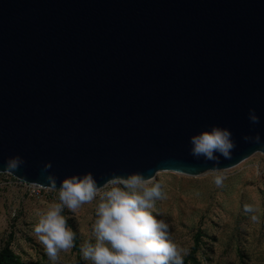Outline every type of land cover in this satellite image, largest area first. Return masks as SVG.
I'll return each instance as SVG.
<instances>
[{"label": "water", "instance_id": "95a60500", "mask_svg": "<svg viewBox=\"0 0 264 264\" xmlns=\"http://www.w3.org/2000/svg\"><path fill=\"white\" fill-rule=\"evenodd\" d=\"M214 124L236 144L218 164L190 153ZM256 152L264 0H0V173L50 188L51 162L57 186L87 171L103 184L228 169ZM15 154L24 164L4 171Z\"/></svg>", "mask_w": 264, "mask_h": 264}, {"label": "rangeland", "instance_id": "374dc122", "mask_svg": "<svg viewBox=\"0 0 264 264\" xmlns=\"http://www.w3.org/2000/svg\"><path fill=\"white\" fill-rule=\"evenodd\" d=\"M222 173L217 187L212 174ZM166 199L157 201L176 244L188 249L184 264H264V153L256 152L239 164L197 175L159 171ZM59 190L31 196L8 173H0V251L9 246L24 264H53L33 233L36 213L58 202ZM254 204L256 221L243 211ZM95 201L76 213L64 210L78 246L58 253L56 264H88L79 252L91 236Z\"/></svg>", "mask_w": 264, "mask_h": 264}, {"label": "clouds", "instance_id": "9594fccd", "mask_svg": "<svg viewBox=\"0 0 264 264\" xmlns=\"http://www.w3.org/2000/svg\"><path fill=\"white\" fill-rule=\"evenodd\" d=\"M249 121L259 123L255 109H249ZM245 141L261 142L259 133L245 135ZM190 153L218 164L220 158L230 159L235 141L226 126L212 125L189 138ZM24 158L15 154L6 158L3 170L15 173L24 164ZM52 163L44 164L47 185L59 187L58 202L48 203L36 213L33 233L43 246L48 258L56 264L58 253L73 247L75 233L68 226L64 210L76 213L82 205L95 201L91 236L80 248L81 258L88 264H184L187 248L179 247L170 234L169 225L161 217L157 201L166 199L163 181L142 173L112 175L99 184L91 171L73 173L57 186V177L48 171ZM155 174H153L154 176ZM212 182L220 187L223 174L214 172ZM243 211L256 221L257 209L246 203Z\"/></svg>", "mask_w": 264, "mask_h": 264}, {"label": "built area", "instance_id": "2783aa9c", "mask_svg": "<svg viewBox=\"0 0 264 264\" xmlns=\"http://www.w3.org/2000/svg\"><path fill=\"white\" fill-rule=\"evenodd\" d=\"M9 175L13 179V182L21 185L31 196H34V197H41L47 191L59 190V189L45 188V187H42V186H40L38 184H34V183H28L26 181H23V180H20V179L14 177L11 174H9Z\"/></svg>", "mask_w": 264, "mask_h": 264}, {"label": "trees", "instance_id": "16d2710c", "mask_svg": "<svg viewBox=\"0 0 264 264\" xmlns=\"http://www.w3.org/2000/svg\"><path fill=\"white\" fill-rule=\"evenodd\" d=\"M76 245L78 246L77 233L75 232ZM0 264H24L20 257L9 247H5L0 251Z\"/></svg>", "mask_w": 264, "mask_h": 264}]
</instances>
